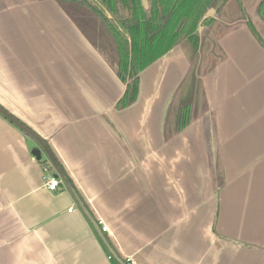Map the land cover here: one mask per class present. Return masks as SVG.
Here are the masks:
<instances>
[{
	"label": "crops",
	"instance_id": "1",
	"mask_svg": "<svg viewBox=\"0 0 264 264\" xmlns=\"http://www.w3.org/2000/svg\"><path fill=\"white\" fill-rule=\"evenodd\" d=\"M207 14L119 108L90 10L0 0V106L33 132L0 114V264H114L107 245L134 264H264V47L246 22L264 42V0Z\"/></svg>",
	"mask_w": 264,
	"mask_h": 264
},
{
	"label": "trees",
	"instance_id": "2",
	"mask_svg": "<svg viewBox=\"0 0 264 264\" xmlns=\"http://www.w3.org/2000/svg\"><path fill=\"white\" fill-rule=\"evenodd\" d=\"M58 1L69 2L90 10L105 28L118 56L117 76L125 83V90L116 106L124 108L136 99L139 72L182 40L194 42L193 47H197L195 43L198 39V27L208 25L215 19V14L209 15L207 12L213 10L218 13L227 0H148V8L144 7L141 0ZM246 22L264 47V42L248 18ZM0 114L26 134H33L28 126L2 106ZM45 151L57 173L67 180L62 167L47 147ZM107 249L114 264H126L112 252L110 245H107Z\"/></svg>",
	"mask_w": 264,
	"mask_h": 264
},
{
	"label": "built area",
	"instance_id": "3",
	"mask_svg": "<svg viewBox=\"0 0 264 264\" xmlns=\"http://www.w3.org/2000/svg\"><path fill=\"white\" fill-rule=\"evenodd\" d=\"M43 170H46V167H43ZM42 178H43V182H44V185L47 188V190L55 191V190H59L60 189L59 180L56 177L43 175ZM67 211L71 212V208H69ZM97 223L100 225V228H101L102 232H107L108 231L107 225H105L101 220H98ZM107 258L111 260L112 259L111 254L108 253L107 254ZM124 261H125L126 264H134L131 260H128V259H126Z\"/></svg>",
	"mask_w": 264,
	"mask_h": 264
},
{
	"label": "water",
	"instance_id": "4",
	"mask_svg": "<svg viewBox=\"0 0 264 264\" xmlns=\"http://www.w3.org/2000/svg\"><path fill=\"white\" fill-rule=\"evenodd\" d=\"M31 152H32V154L35 156V158L37 160H39L41 158V152H40V150L38 148H33ZM54 176L57 177L56 174Z\"/></svg>",
	"mask_w": 264,
	"mask_h": 264
},
{
	"label": "rangeland",
	"instance_id": "5",
	"mask_svg": "<svg viewBox=\"0 0 264 264\" xmlns=\"http://www.w3.org/2000/svg\"><path fill=\"white\" fill-rule=\"evenodd\" d=\"M65 4V3H64Z\"/></svg>",
	"mask_w": 264,
	"mask_h": 264
}]
</instances>
